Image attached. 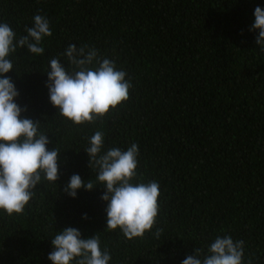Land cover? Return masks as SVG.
<instances>
[{"label": "trees", "instance_id": "obj_1", "mask_svg": "<svg viewBox=\"0 0 264 264\" xmlns=\"http://www.w3.org/2000/svg\"><path fill=\"white\" fill-rule=\"evenodd\" d=\"M257 6L264 0H0V23L17 39L34 15L50 22L44 54L18 48L4 76L21 118L39 121L60 152L56 183L42 178L23 214L0 211V264H52L51 239L69 226L98 236L108 264H182L225 235L244 241L245 264H264V52L249 30ZM69 45L97 49L130 78L129 99L91 124L73 125L49 102L46 71L52 58L71 70ZM97 130L101 154L138 145L132 183L159 184L143 238L105 228L103 185L64 191L74 174L96 182L84 149Z\"/></svg>", "mask_w": 264, "mask_h": 264}, {"label": "clouds", "instance_id": "obj_2", "mask_svg": "<svg viewBox=\"0 0 264 264\" xmlns=\"http://www.w3.org/2000/svg\"><path fill=\"white\" fill-rule=\"evenodd\" d=\"M250 31H257L255 43L264 52V9L254 10ZM26 35L18 39L7 23H0V211L11 217L23 214L34 189L43 180L56 183L59 178V150L47 145L48 135L41 133L40 122L21 118L26 108L15 103L19 93L5 73L13 70L9 56L18 48H26L33 56H42L43 38L51 36L50 22L43 15L33 17V26L25 28ZM71 70L52 58L47 70L46 87L49 102L59 115L73 125L94 123L129 99L130 78L124 70H117L113 60L101 59L98 50L82 45H69L62 53ZM85 152L89 167L98 169L96 182L82 181L78 174L70 177L64 191L71 198L77 190L91 191L101 184L105 188L100 197L107 202L106 229H119L124 238H143L156 224L159 212V184L156 181L132 183L137 176L138 145L127 150L111 148L101 154L104 133L100 130L89 138ZM87 218L86 214L82 217ZM162 229L154 235L159 238ZM52 251L47 259L52 264H108L111 255L101 250L99 237L81 238V232L66 227L51 239ZM244 241L231 236H217L206 250L195 248L182 264H245ZM251 264V261H248Z\"/></svg>", "mask_w": 264, "mask_h": 264}]
</instances>
